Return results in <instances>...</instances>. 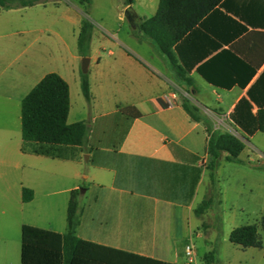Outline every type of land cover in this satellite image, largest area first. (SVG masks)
I'll use <instances>...</instances> for the list:
<instances>
[{
    "label": "crops",
    "instance_id": "obj_1",
    "mask_svg": "<svg viewBox=\"0 0 264 264\" xmlns=\"http://www.w3.org/2000/svg\"><path fill=\"white\" fill-rule=\"evenodd\" d=\"M158 2L132 0L125 5L121 0L124 14L118 21L122 25L127 22L129 27L122 36L118 33L121 28L112 30L98 24L99 31L89 21L90 41L85 55L89 58V102L82 96L80 76L75 69L57 71L69 89L67 123L84 121L87 125L82 147H54L53 157L33 154L29 147L23 148L21 121L19 142L0 145V264H20L23 225L58 234L69 231L102 247L169 264H188L185 247L189 245L185 244L182 250L180 237L177 239L171 233L169 221L157 220L158 216H173L182 210L181 204L167 196L169 176L177 173L179 179L187 178L191 184L193 178L207 171L206 132L201 123L190 120L182 109L180 96L206 115L214 130L225 132L220 129L218 118L225 117L234 127V136L242 142L247 140L239 155L242 163L235 164H257L264 170L260 163H264V154L248 141L260 132L246 135L228 117L242 98L249 102L253 113L258 106H264V0H223L178 44L177 54L190 68V87L174 80L164 57L137 31L136 20L153 16ZM128 9L133 17H128ZM84 19L81 15L76 22L77 37ZM71 57L73 61L82 58L77 49ZM243 64L253 70L250 77ZM171 93L175 99L168 106L163 96ZM72 99L79 103L78 114L71 113ZM124 108L138 112L139 116H128L122 111ZM237 131L241 137L236 135ZM83 156L92 172L86 175L90 185L78 192L82 176L72 165L80 163ZM63 165L66 170L69 166V175L48 176L47 166L63 170ZM129 184H138L135 192L128 191ZM23 188L32 192L28 202L22 201ZM40 189H46L41 193L43 198L64 196L66 215L69 203L73 202L70 228L67 221L58 229L26 221L36 220L34 201ZM128 194L170 210L154 209L149 214L138 208L130 214ZM191 253L193 257L192 247Z\"/></svg>",
    "mask_w": 264,
    "mask_h": 264
},
{
    "label": "rangeland",
    "instance_id": "obj_2",
    "mask_svg": "<svg viewBox=\"0 0 264 264\" xmlns=\"http://www.w3.org/2000/svg\"><path fill=\"white\" fill-rule=\"evenodd\" d=\"M141 1L137 0L138 3ZM120 4L121 0H91L88 5L82 0H46L31 7L0 9V145L9 146L19 142L20 99L41 77L64 68L75 69L79 76L82 73L81 59L73 61L71 57L77 49L76 22L81 15L99 31L101 29L98 24L112 30L121 28L118 30L120 36L128 30L127 22L122 25L118 21L124 14ZM90 69L92 72L93 69ZM81 100L83 103L84 100ZM78 112L79 103L72 99L71 113ZM218 118L220 129L234 135L231 123L225 117ZM236 133L241 137L239 131ZM243 141L246 144L247 140ZM248 141L264 154L263 134L258 133ZM72 166L82 176L79 180L81 188L78 190L81 192L90 185V179L86 175L92 169L84 156L80 163ZM47 171L48 176L65 177L69 175L70 168L68 166L66 170V165H63V170H59L47 166ZM202 171L200 169L201 173ZM194 173L191 172L192 176ZM178 177L177 173L173 177L169 176L167 196L181 204L182 210L173 216H158L157 220L169 221L171 233L177 239L180 237L182 250L185 244L195 250L193 262L189 264H204L200 257L212 250L216 252L217 264H264V230L259 225L260 217L264 216V170L222 160L216 171L215 193L208 171L199 175L194 185L188 183L187 178ZM65 179L63 178L64 181L67 180ZM137 185L129 184L128 191L135 192ZM49 189L47 187V191ZM45 191L46 189L37 190L34 201L36 220L26 221L51 229L65 226L66 198H43L41 193ZM91 192L92 188L89 189V193ZM126 196L129 213L138 208L149 214L154 209L170 210L168 206L155 207L152 200H142L129 194ZM208 199L212 200L211 206L201 215H196L194 210L197 205ZM251 224L257 227L262 248H241L228 241V234L232 229Z\"/></svg>",
    "mask_w": 264,
    "mask_h": 264
},
{
    "label": "trees",
    "instance_id": "obj_3",
    "mask_svg": "<svg viewBox=\"0 0 264 264\" xmlns=\"http://www.w3.org/2000/svg\"><path fill=\"white\" fill-rule=\"evenodd\" d=\"M46 0H0V9L31 7ZM130 5L132 0H122ZM223 0H159L155 14L146 19H137V31L156 47L172 72L176 82L192 86L190 68L183 64L177 54V46L192 33L203 19L218 7ZM90 4L91 0H82ZM128 17L133 13L128 9ZM91 24L82 20L77 37V50L81 57L86 55L90 41ZM234 60V57H233ZM240 63H242L240 61ZM243 66H245L243 64ZM247 76L253 70L245 66ZM80 89L84 99L90 101L87 73H80ZM182 109L190 120L201 123L207 135L204 152L207 155L205 169L208 171L213 193H215L216 171L222 160L242 163L239 158L244 143L236 136L213 129L210 119L183 96L179 98ZM69 111L68 84L54 72L44 75L21 100L20 121L23 148L29 147L36 155L53 157V148L57 146L82 147L87 135L84 121L67 123ZM122 111L130 117L139 113L130 108ZM233 125L246 135L260 132L264 135V106H258L255 113L249 102L242 98L228 115ZM250 167L261 169L257 164L247 163ZM198 174V173H197ZM198 179L193 178L194 185ZM32 198L29 189H22V201ZM212 200H202L194 210L201 215L211 206ZM73 202L67 209L68 228L73 219ZM259 225L264 230V216ZM228 241L241 248H262V242L255 224L243 225L232 229ZM204 264H217L216 252L209 251L202 256ZM20 264H169L122 250L102 247L82 240L69 231L64 234L54 233L34 226L23 225L21 228Z\"/></svg>",
    "mask_w": 264,
    "mask_h": 264
},
{
    "label": "built area",
    "instance_id": "obj_4",
    "mask_svg": "<svg viewBox=\"0 0 264 264\" xmlns=\"http://www.w3.org/2000/svg\"><path fill=\"white\" fill-rule=\"evenodd\" d=\"M164 101L167 103L168 106H172L173 105V101L175 99V94L171 93L169 95L163 96ZM185 253H186V258L189 263L193 262V257H192V253H191V247L190 246H186L185 247Z\"/></svg>",
    "mask_w": 264,
    "mask_h": 264
},
{
    "label": "water",
    "instance_id": "obj_5",
    "mask_svg": "<svg viewBox=\"0 0 264 264\" xmlns=\"http://www.w3.org/2000/svg\"><path fill=\"white\" fill-rule=\"evenodd\" d=\"M88 63H89V58L86 56H83L81 58V72L82 73H87L88 70Z\"/></svg>",
    "mask_w": 264,
    "mask_h": 264
}]
</instances>
